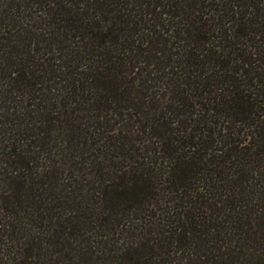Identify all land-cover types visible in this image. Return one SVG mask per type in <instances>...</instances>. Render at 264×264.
<instances>
[{"label": "trees", "instance_id": "16d2710c", "mask_svg": "<svg viewBox=\"0 0 264 264\" xmlns=\"http://www.w3.org/2000/svg\"><path fill=\"white\" fill-rule=\"evenodd\" d=\"M0 264H264V0H0Z\"/></svg>", "mask_w": 264, "mask_h": 264}]
</instances>
